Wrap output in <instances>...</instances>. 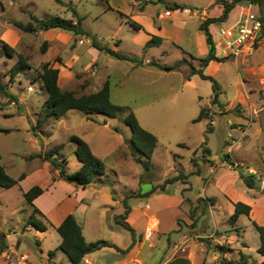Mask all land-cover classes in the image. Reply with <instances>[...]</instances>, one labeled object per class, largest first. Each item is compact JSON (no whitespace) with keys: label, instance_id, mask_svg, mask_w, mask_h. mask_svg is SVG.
Wrapping results in <instances>:
<instances>
[{"label":"rangeland","instance_id":"1","mask_svg":"<svg viewBox=\"0 0 264 264\" xmlns=\"http://www.w3.org/2000/svg\"><path fill=\"white\" fill-rule=\"evenodd\" d=\"M64 1L84 16L83 28L96 35L101 43L172 68L164 69L150 62L144 65L146 67H133L131 61L98 50L86 36L62 29L27 32L16 25L33 22L30 14L38 18L61 16L76 20L72 10L56 0H0V75L17 96L13 100L0 95V154L12 177L18 178L22 173L27 176L12 187H0V246L6 243L9 232L24 240L23 251L31 247L32 258L40 255L34 232L27 230L26 217L32 206L26 201L23 190L44 184L55 169L48 161L31 155L47 153L57 147L59 156L68 159V172L74 173L78 169V159L71 136L78 135L91 145L106 165V173L99 179L103 182L96 185L103 192L146 198L140 195L138 187L147 191L179 172L188 175V187L183 192L190 198L183 201L185 214L178 219V226L187 237L178 234L175 255L186 254L189 248L194 255L197 249L203 248L207 253L200 250L194 264H202L203 260L209 264H223L222 258L239 260L242 253L258 260L261 240L252 224L255 219L251 213L234 219L231 202L234 205L233 196L238 200L249 196L255 198V214L264 223V190H260L259 179H264V47L250 57H229L223 61L213 75L220 86L219 99L213 101L212 81L199 74L190 75L192 66L199 67L196 55L204 56L201 35L205 32L200 29V24L206 17L219 14L215 6L203 13L204 6L211 0H178L191 7L173 15L180 29L177 38L166 39L160 48L150 51L142 49L139 32L125 21L130 17L122 10L126 4L120 8L118 0ZM150 1L158 8L174 7L172 0H131V5L143 8ZM235 8L229 15L232 20L239 14V9ZM252 10L264 14V8L256 4ZM222 23L210 26L213 41L217 40L218 27ZM2 40L15 49L13 55L3 50ZM215 43L218 47V41ZM19 55L26 58L30 67L13 76L11 69ZM45 62L59 68L60 86L76 94L95 92L110 79L112 101L133 110L141 125L157 136L149 167L138 161L146 158L131 147L132 135L124 120L125 113L109 117L72 109L58 119H50L45 125L34 128L48 98L39 75ZM204 72L210 75V68H205ZM202 108L206 109L208 117L195 120ZM206 147L210 154L205 152ZM228 155L231 161L243 164L232 166L226 161ZM240 170L251 171L255 177V186L248 193ZM183 186L180 180L171 191ZM228 189L234 193L230 195L226 192ZM133 190L136 192L132 193ZM66 191L63 185H57L55 194L59 197ZM92 193V190H86L83 195L90 197ZM200 194L209 197L194 198ZM210 197L216 198L215 203L208 201ZM94 198L107 197L98 193ZM98 211L96 205L93 214L97 215ZM165 221L171 222L169 218ZM166 242L163 238L153 249V264L162 263V258L168 254L162 246ZM55 243L54 237H49L44 245L48 247ZM42 250L47 257L48 251ZM57 254V264L70 261L61 249ZM35 264H38L37 260Z\"/></svg>","mask_w":264,"mask_h":264},{"label":"trees","instance_id":"2","mask_svg":"<svg viewBox=\"0 0 264 264\" xmlns=\"http://www.w3.org/2000/svg\"><path fill=\"white\" fill-rule=\"evenodd\" d=\"M56 1L60 4L67 5L75 14L76 20L67 19L61 16H54L51 18H38L35 15L30 14V18L33 20V22H29L26 25L17 23L16 25L27 32H36L38 30L58 28L67 32H71L75 35H83L88 37L91 40L92 46L96 47L98 50L105 51L118 59L128 60L138 65H141L143 63V60L138 58L137 56H131L122 53L120 51L112 49L107 44L101 43L96 35L83 28L82 22L84 17L79 15L77 10L73 6L68 5L64 0ZM248 2L264 8V0H218V3L222 5V12H219L218 16L206 17L200 24V28L205 32L207 36V41L210 45V48L208 55L199 59V67H191L190 75L199 74L200 77L212 81L214 89L213 101H218L219 99L220 86L217 80L212 75L206 74L204 72V68L209 64L211 60L224 61L226 57H221L216 54L214 46L215 42L213 41L209 26L213 23H222L226 21L232 10L237 5ZM184 8H186V6L175 4L172 9L176 10ZM127 22L134 29L139 30L143 28L141 24L129 17ZM161 42V37L153 35L152 38L146 42L145 48L151 47L153 45H159L161 44ZM1 43L3 50L8 55H13L15 49L3 40L1 41ZM150 63L164 69L172 68V66H162L155 61ZM28 67H30V64L27 62L26 58L23 55H19L18 60L11 69L12 75L15 76L21 70ZM59 72V68L51 65L49 62H45L41 65L39 75L48 91V98L43 105V108L37 119V124L36 126H34V128L45 125L50 119H58L67 111L72 109H77L87 114H104L109 117H115L119 114L125 113L124 120L130 127L132 135L131 147L133 149L139 150L141 154L146 158L145 161H143L142 159H138V161L142 162L145 167H149L151 158L157 146V136L141 125L138 117L133 110L125 106L116 104L112 101L110 79L108 78L103 83L102 87L95 92L76 94L73 90L63 89L60 86ZM0 95L7 96L13 100L17 99V96L8 89L1 75ZM204 117H208V114L206 109L202 108L199 116L195 120H199ZM71 140L75 143V155L78 161L81 163L80 168L74 173L68 172V159L66 157L59 156V149L57 147L52 148L47 153L34 154L31 155V157H40L41 159L48 161L52 169H57L59 171L60 178L68 182H72L78 186L88 187L93 182L99 180L101 176L106 173V165L104 161L93 152L92 148L86 140L78 135H72ZM204 150L206 153L210 154V149L208 147H206ZM226 161L232 166L240 167V165H236L235 162L231 161L229 155L227 156ZM193 162L194 165H197L196 161L193 160ZM197 171L200 170L198 169ZM25 176L26 174L22 173L18 178L12 177L3 165L2 156L0 154V187H12L18 184L22 179H24ZM240 177L243 179L247 187L253 188L255 186V177L253 175V172H245L244 170H240ZM178 180L187 183L188 175L183 172H179L178 174L168 177L162 183L154 184L149 193L154 192L157 189L164 190L168 184ZM43 192V187L34 185L23 193L26 201L32 206V212L29 215L26 224L27 226H32L34 229L39 231H46L48 229V223L43 218V213L34 204V200ZM125 198H128V196H126ZM208 201L211 203H215L216 198H208ZM124 206L125 210L117 217V221L124 228L129 230L134 237L136 234L135 230L125 220L130 209L126 200L124 201ZM251 210V205L247 203H244L242 201L234 202V213L232 217L234 219H238L243 214L249 216ZM252 223L259 232L261 240V244L257 250L260 254L264 255V225L259 224L255 220H252ZM57 231L62 237V242L59 245V249H61L69 257L71 264H81L85 255L96 251L103 246H115L122 252H126L132 246L131 244L127 249H121L117 245L103 239L88 242L85 239L81 225L73 214H68L64 218L61 224L57 226ZM3 248L4 245H1L0 250H2ZM221 262L223 264H264V260L258 261L255 259H251V257L246 256V254L244 253L240 255L239 260L234 261L224 257L221 259ZM166 264H193V262L187 256L176 255ZM203 264L207 263L204 262Z\"/></svg>","mask_w":264,"mask_h":264},{"label":"crops","instance_id":"3","mask_svg":"<svg viewBox=\"0 0 264 264\" xmlns=\"http://www.w3.org/2000/svg\"><path fill=\"white\" fill-rule=\"evenodd\" d=\"M172 1L174 5L180 4L186 6V9H190L191 7V5L183 4L178 0ZM117 2H120L121 5H118V7L120 8L122 7L123 3L126 4V7H124V9L122 10L127 14V16H130L129 18L135 20L143 26L142 29H134L139 32V43L142 46V49H145L146 42L149 41L153 35L161 37L162 42L159 45L147 47L146 49H148L149 51L155 48H160L166 39L174 40L175 38H177L180 29H178L177 25L175 24L176 20H174L173 15L176 11L183 9H169L171 10V15L166 16L164 12L168 8H158L156 6H153V3H151V1L146 3L143 8H135L131 5V0H118ZM214 6L217 7L219 12H222V5L218 3V0H211L208 4L204 6L205 12L203 13H207V10L213 8ZM239 7L240 5H237L235 10H237ZM197 9H199V6H197ZM127 20L125 21L127 22ZM231 20L232 18L229 16L228 19L224 22H230ZM213 24H211L210 26H212ZM201 41L204 46V56L196 55L198 59L207 56L210 48L205 34L201 35ZM215 44L216 43H214L215 51L217 52V46ZM149 62H151V59L147 58L146 60H143V63L141 65H137L133 62H131V65L133 67H146L144 65H147ZM222 64H224L223 61L211 60L205 68L209 67L210 75L213 76L217 72L216 69ZM232 161L235 162L236 165L243 164L242 162L236 160ZM46 165L48 167L47 169L50 172L51 169L49 164L46 163ZM76 165L79 169L81 163L78 161V164ZM26 177L27 176H25V178ZM24 179H22L21 181H23ZM21 181L19 183H21ZM102 182L103 181L97 180L88 187L78 186L72 182H68L60 178L59 171L56 169L53 174L50 173V175L47 176V179L44 184H36L43 187L44 192L34 200V204L43 213V218L48 223V229L46 231H39L34 229L32 226L27 227L28 231L34 232V236L37 239V242L39 243V248L41 249L40 255L34 256L35 258H32V255L34 254H32L33 251L31 247H29L27 251H24L30 254L31 261L33 264H35L36 260L38 261V264H57L55 258L58 255L57 251H60L59 245L62 242V237L57 231V226L61 224V222L68 214H73L75 216V218L81 225L85 239L88 242L103 239L117 245L121 249H127L132 244L131 248L128 249L126 252L118 250L115 246H103L100 249L85 255V258L88 260V263L83 264H153V249L157 247V245L163 240V238L167 240L166 244H162L164 252H168L169 255H165L162 258V263L160 264H166L170 259L176 256L175 252L177 244H175V240L177 239L178 234H181L183 238L187 237L183 233L181 227L178 226V219L183 216V214H185L182 208L183 201L185 200V198H190L186 197L183 192V190L187 189L188 182H183L185 186L178 187V189L173 192L171 191L173 185L177 182H180V180L168 184L164 190L157 189L156 191L151 193H149V191L152 189L153 185L151 189H148L147 191H143L141 190V187H138L140 195H144L146 198H134L135 196L133 194L120 195L119 193H115L114 191L103 192V190L98 187L99 184H101ZM57 185H63V187L67 189L64 195L58 197V195L55 194ZM205 185L203 188L204 192L206 191L207 183H205ZM249 189L250 188L248 187L246 193L249 192ZM26 190H28V188L24 189L23 193ZM86 190H92L93 193L90 197H86L83 195V192H85ZM134 192H136V190L132 191V193ZM198 192L201 193V191ZM226 192L230 195L234 193L231 189H228ZM98 193L105 194L107 198H94L95 195ZM126 196L130 197L125 198ZM200 197L207 198L209 196L203 197L202 194H200L194 198L196 199ZM233 199L234 200L232 201L234 202L242 201L251 205V215L253 216V219H255L259 224L264 225V223L261 222V220H259V217L255 214V198L249 196L243 197L242 200H238L233 196ZM125 200L127 201L130 208L125 220L135 230L136 234L134 237L129 230L124 228L117 221V217L122 214L125 210ZM96 205L98 206L99 211L97 215H94L93 211L95 210ZM231 209L234 213V205L232 202ZM30 214L31 213H29V215ZM28 217H26V221ZM166 218H169V221L171 222L167 224V222L165 221ZM49 237H54L56 243L52 246L45 247L44 243ZM10 239L15 241L20 250L23 251L22 245L24 243V240H22L21 237H16L15 235L9 232L6 233V243L4 244V246L8 243ZM42 248H45V250L48 251L49 255L47 257L44 256L45 252L42 250ZM200 250L203 253H205L204 251H206L207 253V250L199 248L197 249V252H195V254L193 255V252L189 248L188 253L181 255L189 257L193 262L195 255ZM155 258H157V256H155ZM213 259H217V256L215 254L213 255ZM262 260H264V255L260 254L258 261ZM204 262L207 263L203 260V263ZM64 264H71V261H68Z\"/></svg>","mask_w":264,"mask_h":264},{"label":"built area","instance_id":"4","mask_svg":"<svg viewBox=\"0 0 264 264\" xmlns=\"http://www.w3.org/2000/svg\"><path fill=\"white\" fill-rule=\"evenodd\" d=\"M253 3L240 4L239 14L230 22L218 27L216 54L226 58H246L264 47V14L252 10ZM164 14L171 15L167 9ZM260 179V190H264V179ZM88 263L84 257L81 264ZM0 264H33L30 254L20 250L17 243L9 240L0 250Z\"/></svg>","mask_w":264,"mask_h":264}]
</instances>
